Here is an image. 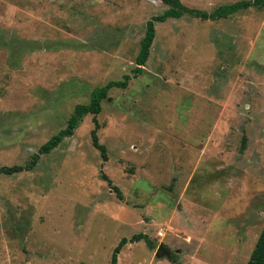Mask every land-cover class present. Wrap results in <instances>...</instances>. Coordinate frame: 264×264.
Returning a JSON list of instances; mask_svg holds the SVG:
<instances>
[{
	"label": "rangeland",
	"instance_id": "rangeland-1",
	"mask_svg": "<svg viewBox=\"0 0 264 264\" xmlns=\"http://www.w3.org/2000/svg\"><path fill=\"white\" fill-rule=\"evenodd\" d=\"M210 14L249 0H178ZM159 0H0V264H245L264 224V6L153 22ZM109 182V184H108ZM115 188L121 199H117ZM161 235H160V234ZM161 243L170 259L155 258Z\"/></svg>",
	"mask_w": 264,
	"mask_h": 264
},
{
	"label": "trees",
	"instance_id": "trees-1",
	"mask_svg": "<svg viewBox=\"0 0 264 264\" xmlns=\"http://www.w3.org/2000/svg\"><path fill=\"white\" fill-rule=\"evenodd\" d=\"M159 1L167 5V9L162 14L149 18V20L146 22L144 35L139 41V50L134 61L135 67L130 71L132 77L142 73V66L147 59L149 47L154 36L153 22H163L167 18H179L182 14H187L192 18H197L200 20H218L227 17L241 8L244 9L249 6H264V0L240 1L229 6L217 7L207 15L204 12L183 7L178 0ZM129 79L130 77L128 75H123L118 81H109L103 86L93 89L89 95L87 104H79L74 106L71 115L66 121V126L62 130L58 131L55 135L51 136L46 142H44L38 148L37 153L31 157L28 163L22 166L0 167V174L11 175L21 171L30 170L35 165L38 155L48 154L50 151L55 149L63 139L69 138L72 135L74 128H76L82 117L85 115L92 116L93 129L90 131L91 145L99 152L100 157L104 159V147L98 144L95 134L96 130L98 129V125L94 117L99 113L100 102L106 98L107 92L112 88L124 89L127 86ZM113 190L115 192L116 198L120 200L121 196L119 192L115 188H113ZM140 240H144L149 247H152V244L147 240V238L141 234L133 235L127 240L121 238L118 244L112 250V254L107 264H115L116 254L120 251L122 246L125 245V243H133ZM245 264H264V224L257 236V239Z\"/></svg>",
	"mask_w": 264,
	"mask_h": 264
},
{
	"label": "water",
	"instance_id": "water-1",
	"mask_svg": "<svg viewBox=\"0 0 264 264\" xmlns=\"http://www.w3.org/2000/svg\"><path fill=\"white\" fill-rule=\"evenodd\" d=\"M171 256V252L169 249H167L166 247H164L161 243H159L155 249L154 252V257L155 258H166L167 260L170 259Z\"/></svg>",
	"mask_w": 264,
	"mask_h": 264
},
{
	"label": "built area",
	"instance_id": "built-area-1",
	"mask_svg": "<svg viewBox=\"0 0 264 264\" xmlns=\"http://www.w3.org/2000/svg\"><path fill=\"white\" fill-rule=\"evenodd\" d=\"M160 234V233H159ZM161 235V234H160Z\"/></svg>",
	"mask_w": 264,
	"mask_h": 264
}]
</instances>
